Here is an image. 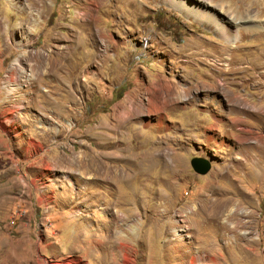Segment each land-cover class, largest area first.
Returning <instances> with one entry per match:
<instances>
[{"label": "rangeland", "instance_id": "1", "mask_svg": "<svg viewBox=\"0 0 264 264\" xmlns=\"http://www.w3.org/2000/svg\"><path fill=\"white\" fill-rule=\"evenodd\" d=\"M183 1L0 0V264H264V0Z\"/></svg>", "mask_w": 264, "mask_h": 264}, {"label": "bare ground", "instance_id": "2", "mask_svg": "<svg viewBox=\"0 0 264 264\" xmlns=\"http://www.w3.org/2000/svg\"><path fill=\"white\" fill-rule=\"evenodd\" d=\"M170 2L172 4H174L176 7H178L180 10L184 11L185 13H187L188 15L195 16L197 19H199L202 22H206V23H209V24H213V25H215L217 27V29L221 30L224 33H229V32H227V29H229L228 26H226L225 24H219V21L217 19L218 18V15H216V14H210V15H208V14H204V13L197 14V12L193 11L189 6H187L184 3L183 0H170ZM228 25L234 26V28H238V29L239 28H242V29H245L246 31L248 29H250L249 27L245 26V24L243 25V23L241 21L236 20V19L235 20L232 19L231 22L228 21ZM248 31H253V30H248ZM232 32L233 33H231L230 40H238L239 39V32L238 31L235 32V30H233Z\"/></svg>", "mask_w": 264, "mask_h": 264}, {"label": "water", "instance_id": "3", "mask_svg": "<svg viewBox=\"0 0 264 264\" xmlns=\"http://www.w3.org/2000/svg\"><path fill=\"white\" fill-rule=\"evenodd\" d=\"M191 165L194 171L200 175H207L212 169L211 162L205 158H194Z\"/></svg>", "mask_w": 264, "mask_h": 264}]
</instances>
